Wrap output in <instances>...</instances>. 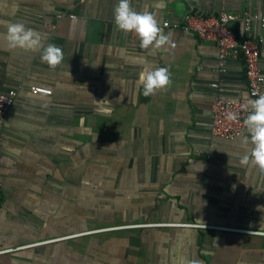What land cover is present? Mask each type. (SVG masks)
Masks as SVG:
<instances>
[{"label": "crops", "instance_id": "crops-1", "mask_svg": "<svg viewBox=\"0 0 264 264\" xmlns=\"http://www.w3.org/2000/svg\"><path fill=\"white\" fill-rule=\"evenodd\" d=\"M117 3L0 0V21L64 53L50 68L43 47L11 49L0 24V95L18 92L0 137V264H264V172L240 163L247 129L211 131L216 97L253 99L244 61L221 71L215 43L172 25L256 16L264 74V0H131L171 34L166 51L119 30ZM159 67L172 83L145 97L139 74Z\"/></svg>", "mask_w": 264, "mask_h": 264}, {"label": "clouds", "instance_id": "clouds-1", "mask_svg": "<svg viewBox=\"0 0 264 264\" xmlns=\"http://www.w3.org/2000/svg\"><path fill=\"white\" fill-rule=\"evenodd\" d=\"M157 7L163 8V0H159ZM116 27L124 33H133L139 39V46L146 50H167L166 45H171V34H166L155 14L148 10L137 11L131 5V0H118L113 11ZM7 28L5 39L11 49L35 52L43 47L39 32L27 27L23 23L0 21ZM174 46V45H173ZM64 59L63 50L54 44L43 47L42 62L50 68H56ZM138 83L143 86V95L148 97L157 91L165 90L172 83L167 67L156 69L144 68L139 74ZM249 114L244 119V126L248 136L243 143L247 148L246 154L241 158V165L257 167L264 172V94L257 99H247L243 105ZM229 121H237L238 114L229 112L226 117ZM260 234V233H257ZM192 264V262H188Z\"/></svg>", "mask_w": 264, "mask_h": 264}, {"label": "built area", "instance_id": "built-area-1", "mask_svg": "<svg viewBox=\"0 0 264 264\" xmlns=\"http://www.w3.org/2000/svg\"><path fill=\"white\" fill-rule=\"evenodd\" d=\"M62 17V14L59 15ZM257 17L248 13L237 14L227 10H220L214 14L189 13L185 16L184 23L172 24L174 28H183L196 33L203 41L215 43L218 48V60L221 71H224L225 61L230 57H242L245 65L246 77L248 80V93L253 99H257L263 93L264 74L260 66L261 41L251 36L252 23ZM240 22L243 25V32L238 33L233 24ZM165 21V26H170ZM35 93L51 95L52 90L39 86H32ZM18 92L10 89L0 95V137L6 127L7 118L11 108L14 106ZM246 99H225L216 97L212 103L213 122L211 131L215 136L233 140L241 136L246 128L244 119L249 114L243 107ZM229 112L238 114L237 121H229L226 117ZM2 182L0 179V198ZM204 227V225H198Z\"/></svg>", "mask_w": 264, "mask_h": 264}]
</instances>
